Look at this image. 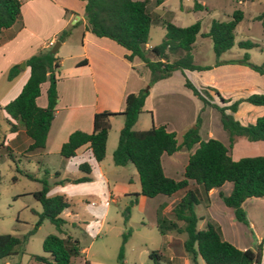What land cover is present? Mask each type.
I'll use <instances>...</instances> for the list:
<instances>
[{
    "label": "trees",
    "instance_id": "16d2710c",
    "mask_svg": "<svg viewBox=\"0 0 264 264\" xmlns=\"http://www.w3.org/2000/svg\"><path fill=\"white\" fill-rule=\"evenodd\" d=\"M84 2L83 12L86 21V30L96 37H105L128 51L124 58L131 61L133 57L139 58L149 70L147 85L150 86L157 80L163 79L178 70H207L211 66L224 63H238L246 65L253 71L264 75L263 64L257 65L249 62L246 52L238 59L220 60L218 57L233 45L234 28L242 17L239 9L232 11L227 20L212 19L208 30L203 34L211 41L215 60L212 65H198L192 61L191 46L199 31V22L180 27L170 22H161L159 17L148 9L150 0H81ZM164 0H152L157 6ZM203 5L197 1L191 9H201ZM264 15V12L261 16ZM20 16L19 0H0V30L8 28ZM153 22H160L164 33L160 42L150 49H144L148 40V31ZM69 29H62L57 33V41H62L68 35ZM242 49L255 46L248 40L237 42ZM80 60L77 64H81ZM29 74L20 91L8 100L0 109L4 112V120L8 125V132L21 128L29 139L25 152L43 149L46 133L53 117L57 100L55 89L58 69V57L50 50L40 51L25 59ZM18 72L17 66L12 65L7 71V79H11ZM47 82L45 88L46 103L43 107L36 105L35 98L39 95L40 85ZM183 85L188 88L193 96L201 103L200 111L209 106L218 112L221 127L228 136L227 145L215 138L201 140L198 134L200 116L198 113L192 127L185 129L178 143L175 133L166 131L163 126H151L145 130H134L138 114L142 111L147 90L143 88L136 92H129L124 96L123 108L118 112L107 110L97 111L92 117V129L89 133L74 130L69 133L66 141L59 148L58 155L67 159L75 155V150L87 144L92 158L98 162L102 160L105 152V143L109 129V117L121 115L123 123L118 131L116 146L112 151V162L116 166L127 163L134 167L139 191L133 194V199L123 209L127 216L129 207L136 200L137 195L153 197L157 194L170 196L180 192L169 209L170 219L158 213L156 228L160 233L173 231L185 234L182 248L190 259L191 264H196L199 256L205 264H260L261 244L252 249H238L231 243L223 240L219 230L207 222L203 228L197 229L198 217L195 206L198 204V193L193 185L200 187L203 194L211 188L230 182L231 192L228 195L219 194L223 204L232 209L234 218L246 224V216L241 203L246 198H259L264 196V156H245L232 160L228 155V148L236 136L247 141H264V114L255 118L254 122L241 124L233 118L232 113L241 101L252 105H264V94H249L243 98L230 101L222 97L219 92L208 86L195 87L184 77ZM211 92V93H210ZM218 100L213 101V98ZM0 145L11 152L10 148ZM186 164L180 179H172L162 172L160 164L161 154H171L179 148L189 150ZM77 168L84 175L76 178H64V181L81 182L89 180V165L79 163ZM29 179L33 175L22 172ZM57 174V173H54ZM41 188L31 192L32 197L40 203L41 211L37 213V220L32 231L47 219L58 232H62L65 220L60 212L68 207V201L62 194L46 195L47 183L39 179ZM189 181H192L190 184ZM124 237V236H123ZM22 241L8 233H0V260L16 254L23 253ZM42 251L49 254L47 259L41 255H30L32 260L49 264H72L71 259L78 256L80 248L76 239L66 235L59 237L47 234L41 243ZM162 253L159 249L148 252V257L158 264ZM121 247L117 255V263L122 264ZM85 264H88L85 261Z\"/></svg>",
    "mask_w": 264,
    "mask_h": 264
},
{
    "label": "crops",
    "instance_id": "0c3cea01",
    "mask_svg": "<svg viewBox=\"0 0 264 264\" xmlns=\"http://www.w3.org/2000/svg\"><path fill=\"white\" fill-rule=\"evenodd\" d=\"M19 1V18L8 28L0 30V74L7 72L12 65H16L18 69L17 74L13 77L17 78L14 82L16 90L11 97L0 102V107L20 91L27 79L29 68L25 65V59L32 54L48 49L57 41L56 36L59 31L69 29V33L64 40L59 41L55 52L58 57V69L55 72L57 100L42 151V154L46 156L49 153L57 154L58 161L54 166L49 165L48 162L41 163L40 166L57 173L59 176L65 175V178H76L82 176V174H76L80 171L77 165L82 162L89 165L88 181H64L58 184L55 191L64 197H67L64 194L66 185L82 186L83 183L90 182V176L92 178L98 176L108 190L109 182L105 170L100 165L101 160L96 162L92 158L87 144L79 146L75 150V155L67 159H62L58 155L60 145L66 141L69 133L74 130L89 133L92 129V117L95 112L101 110L120 111L123 108L124 96L129 92L138 91L147 83L149 70L137 57H133L131 61L126 60L124 55L128 51L112 40L105 37H96L86 30L83 1ZM152 46L147 40L144 49L148 50ZM228 59L237 58L222 60ZM80 60H84V62L77 64ZM22 62L24 66L21 68L19 64ZM203 71L205 70H175L169 76L148 86L142 111L138 114L132 128L134 130H144L150 126H163L166 131L174 132L175 138L177 132L181 137L182 132L194 124L196 112L201 107L200 101L190 93L189 89L184 87V77L193 86L197 88L202 86L212 87L222 97L231 101L253 93L264 94V75L259 73V75H254L257 72L253 73L255 71H251L245 65L224 63L212 66L207 69V73H203ZM46 85L47 82L40 85L39 95L35 98L36 105L40 107H43L46 103ZM215 100L214 97L213 101L215 102ZM205 108L210 107L206 106ZM205 108L201 110L199 115L198 134L200 139L215 138L222 144L227 145L228 136L226 131H221L217 127L213 128L211 124L208 125L207 120H204ZM0 112L2 113L1 109ZM2 114L4 119L5 114ZM262 114H264V105H252L241 101L232 116L239 123L247 124L254 122L255 118ZM116 116L118 115L109 117L110 125L112 118H116ZM115 124L118 129L120 126H117V121ZM202 129H204L203 137L201 136ZM22 133L24 134L21 128L14 132H8L9 143L5 144V137H3V144L10 148V143L15 141L16 137ZM177 142L179 143L180 139ZM28 144L29 142L26 143V146ZM194 147L189 150L179 148L169 155L161 154L160 164L164 175L172 179H180L187 157ZM109 148L106 142L105 151ZM228 155L232 160L245 156H264V141H247L243 137L236 136L228 148ZM70 165L73 171L69 169ZM124 166H127V164L120 167ZM189 182L192 183V181ZM193 187L198 193V204L196 206L202 205V211L195 212L202 227L207 222L213 224L218 228L221 238L238 249L249 248L255 250L260 243V264H264V196L246 198L241 203L246 216V224H244L234 218L232 209L225 206L219 196L220 193L228 195L231 192L232 185L230 182H224L218 187L211 188L206 194L201 192L199 186L193 185ZM122 189L125 197H131L134 193H138V178L132 192L126 186ZM109 195L110 191L107 193V197ZM180 195L181 193L177 192L170 196L157 194L148 197L155 198L158 202L151 208L152 214L149 212L141 214L142 224L156 228L158 213H161L166 219H170L169 209ZM141 196L137 195L132 206L141 200ZM109 200L114 201L115 199L109 196ZM66 208L60 212L61 217ZM104 214L105 211L102 213L101 220H103ZM196 228L200 229L197 225ZM169 232L173 231L161 233L163 246L156 249L161 251L168 264H190V259L182 248L183 240L173 237ZM148 247L151 246L143 244L140 254L144 253L148 256V252L151 251ZM81 252L82 249H80L79 255Z\"/></svg>",
    "mask_w": 264,
    "mask_h": 264
},
{
    "label": "rangeland",
    "instance_id": "374dc122",
    "mask_svg": "<svg viewBox=\"0 0 264 264\" xmlns=\"http://www.w3.org/2000/svg\"><path fill=\"white\" fill-rule=\"evenodd\" d=\"M195 1L201 3L203 7L196 10L191 9ZM148 9L159 17L161 22L167 21L176 26L184 27L195 21L199 22V31L190 50L192 61L198 65H212L215 60L211 41L203 36L208 30L210 21L212 19L227 20L233 10L239 9L242 17L234 28L233 45L220 54L218 59H238L246 52L249 62L257 65L263 64L264 67V15L261 16L264 12V0H164L158 6L150 0ZM163 33L161 23L153 22L148 32L149 43L153 46L158 44ZM243 40L251 41L255 43V46L249 49L238 47L237 42ZM51 47L52 45L42 52L50 50ZM203 73H207V70ZM15 79L17 78L7 79V72L0 74V102L14 94ZM146 85H143V89ZM215 102L218 103V100L216 99ZM200 108L196 115L201 113ZM205 111L204 120H207L208 125L211 124L213 128L217 127L224 131L219 122L218 112L212 107L205 108ZM2 113L0 112V142L5 137V144H7L10 137L7 130L8 125ZM116 121L117 126H120L118 129ZM122 123L121 115L112 118L106 139L107 146L110 148L105 151L100 162L108 178V190L98 176L93 178L90 176V182L83 183L82 186L66 185L64 194L67 196L65 198L69 206L61 214L65 219L62 232H58L47 219H43L32 231L37 220V213L41 211L40 203L31 195V192L41 188L39 179L46 180V195L51 196L57 194L55 191L59 184L57 182L66 177L54 174L53 171L40 166L44 162L54 166L58 161L57 154L43 155V149L25 152L29 139L23 133L10 143L11 152L0 145V233H8L23 240L21 245L23 253L10 255L0 260V264H49L30 258V255L49 258V254L43 252L41 248L42 240L47 234H55L59 237L68 235L77 240L82 252L73 258V264H85L84 260L89 264H118L117 255L120 247L122 264H154L153 259L144 253L140 254V250L143 244L151 246L148 247L151 250L160 248L163 246V237L154 226L147 227L142 224L141 214L148 212L152 214L151 208L157 204L158 200L141 196L140 201L142 202L137 201L135 205H131L127 216L123 211L133 196L125 197L122 188L126 186L132 192L137 182V175L132 164L127 163V166L120 167L112 162V151L116 146L118 131ZM179 136L177 132V141L180 139ZM201 136H204V129H202ZM69 169L73 171L71 165ZM23 171L33 175V179L26 177ZM76 174L84 175L82 171ZM109 191V196L114 198V201H110L109 196L107 197ZM103 211L105 214L101 220ZM200 211H202V205L196 206L195 212ZM196 225L198 228H203L199 219ZM169 233L173 237L185 239L183 233ZM158 264H168L167 259L162 256ZM196 264L205 263L197 256Z\"/></svg>",
    "mask_w": 264,
    "mask_h": 264
},
{
    "label": "water",
    "instance_id": "95a60500",
    "mask_svg": "<svg viewBox=\"0 0 264 264\" xmlns=\"http://www.w3.org/2000/svg\"><path fill=\"white\" fill-rule=\"evenodd\" d=\"M58 44H59V41H55V43L52 45V47H51V49H50V52H51V53H55V52H56V49H57V47H58ZM22 66H24V63H23V62L20 64L19 67L22 68ZM147 88H148V85L145 86L144 90H147Z\"/></svg>",
    "mask_w": 264,
    "mask_h": 264
}]
</instances>
